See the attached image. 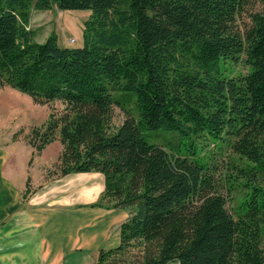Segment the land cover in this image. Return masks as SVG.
<instances>
[{
    "label": "trees",
    "instance_id": "trees-1",
    "mask_svg": "<svg viewBox=\"0 0 264 264\" xmlns=\"http://www.w3.org/2000/svg\"><path fill=\"white\" fill-rule=\"evenodd\" d=\"M248 2L0 0V87L63 105L30 128L32 155L59 140L47 177L99 172L91 205L129 209L96 264H264V10L241 26ZM32 7L90 10L82 45L35 40ZM114 105L125 111L117 126ZM159 130L185 148L148 141ZM209 142L245 161L235 202Z\"/></svg>",
    "mask_w": 264,
    "mask_h": 264
},
{
    "label": "crops",
    "instance_id": "crops-1",
    "mask_svg": "<svg viewBox=\"0 0 264 264\" xmlns=\"http://www.w3.org/2000/svg\"><path fill=\"white\" fill-rule=\"evenodd\" d=\"M19 142L22 141L0 142V264H96L98 251L113 247L106 246L109 238L114 237L118 244L120 224L128 217L129 209L91 205L104 188L99 172H72L56 177L49 184L45 180L46 191L43 188L39 191L40 200H34V193L25 201L23 192L27 185L29 189L35 158L59 140L47 144L29 165L34 154L27 144L30 154L17 167L13 146ZM59 144L56 159L62 147ZM89 174H100L102 179L97 185L86 184L71 194L50 195L51 190H47L58 187L65 178L69 179L64 184L73 190L79 185L70 180Z\"/></svg>",
    "mask_w": 264,
    "mask_h": 264
},
{
    "label": "rangeland",
    "instance_id": "rangeland-1",
    "mask_svg": "<svg viewBox=\"0 0 264 264\" xmlns=\"http://www.w3.org/2000/svg\"><path fill=\"white\" fill-rule=\"evenodd\" d=\"M263 10V0H249L245 5L242 14L238 17L239 25L242 26L243 24L249 23L250 13ZM89 14L90 10L88 9H69L61 11L56 7L47 10L35 9L32 7L30 11L29 26L33 29L37 41H44L45 37L51 32H54L57 36V42L59 45L72 47L80 46L82 45L83 22ZM70 38H73V42H69ZM225 67L227 69L226 72H228L230 63H226ZM225 67H223V69ZM233 68L235 71L245 70V66L241 63L235 64ZM62 108L63 105L58 100L49 103H36L28 94L20 92L15 88L8 85L0 87V142L10 139L22 141L13 146L17 167L21 166L23 162L25 163V160L30 154V148L26 141L30 128L32 126L40 125L46 119L51 110L58 112ZM124 118L125 111L118 105H114L111 125H119ZM174 133L175 132L172 131L159 130L155 134L147 135L146 137L148 141L155 144H162L174 148H185L183 143L187 140L173 138L172 134ZM59 146V142L57 144L51 143L46 147L41 157L35 158L36 163L30 170L32 177L29 183V189L25 194V201L34 193V200H40L38 193L45 185L43 184L45 180L46 183L49 184V181L56 179V177L49 176L46 178V172L48 170H54L53 164L56 160L55 153ZM205 154L209 155L211 160L218 165L215 179L219 182L220 190L227 196V198H229L230 203L235 202L242 193V190L244 189L243 183L246 181V173L243 171L245 161L232 152L231 148L225 143H223L220 148H217L216 144L209 142ZM34 157L35 154L32 156V160H34ZM42 163H46V165H41L39 169V165ZM68 179L69 178L62 179L60 182L62 184L58 186L60 188L48 187L47 190H51L49 194L53 195L55 192L65 195L71 194L74 193L76 189L85 186L86 184L97 185L102 177L100 174H89L73 179L70 178V182L74 181L75 184L79 185L73 190L69 189L67 184H64ZM43 189L45 190L46 188L44 187ZM116 243L114 237H111L108 239L106 246L114 247ZM135 251L136 249H132L129 254Z\"/></svg>",
    "mask_w": 264,
    "mask_h": 264
},
{
    "label": "built area",
    "instance_id": "built-area-1",
    "mask_svg": "<svg viewBox=\"0 0 264 264\" xmlns=\"http://www.w3.org/2000/svg\"><path fill=\"white\" fill-rule=\"evenodd\" d=\"M69 42H73V38H70V39H69Z\"/></svg>",
    "mask_w": 264,
    "mask_h": 264
}]
</instances>
